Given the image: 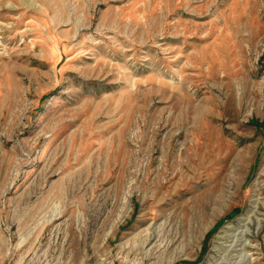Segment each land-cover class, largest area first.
Returning a JSON list of instances; mask_svg holds the SVG:
<instances>
[{
  "label": "rangeland",
  "instance_id": "rangeland-1",
  "mask_svg": "<svg viewBox=\"0 0 264 264\" xmlns=\"http://www.w3.org/2000/svg\"><path fill=\"white\" fill-rule=\"evenodd\" d=\"M234 262L264 264V0H0V264Z\"/></svg>",
  "mask_w": 264,
  "mask_h": 264
},
{
  "label": "bare ground",
  "instance_id": "bare-ground-1",
  "mask_svg": "<svg viewBox=\"0 0 264 264\" xmlns=\"http://www.w3.org/2000/svg\"><path fill=\"white\" fill-rule=\"evenodd\" d=\"M154 237V233H151L150 234V240L152 239ZM237 241V240H236ZM237 244V243H236ZM234 264H236L235 262H234Z\"/></svg>",
  "mask_w": 264,
  "mask_h": 264
}]
</instances>
